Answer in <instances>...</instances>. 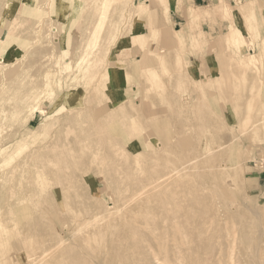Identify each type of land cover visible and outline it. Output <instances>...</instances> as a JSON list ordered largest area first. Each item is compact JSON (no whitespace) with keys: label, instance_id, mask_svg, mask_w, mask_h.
Masks as SVG:
<instances>
[{"label":"rangeland","instance_id":"rangeland-1","mask_svg":"<svg viewBox=\"0 0 264 264\" xmlns=\"http://www.w3.org/2000/svg\"><path fill=\"white\" fill-rule=\"evenodd\" d=\"M0 264H264V0H0Z\"/></svg>","mask_w":264,"mask_h":264},{"label":"crops","instance_id":"crops-1","mask_svg":"<svg viewBox=\"0 0 264 264\" xmlns=\"http://www.w3.org/2000/svg\"><path fill=\"white\" fill-rule=\"evenodd\" d=\"M195 3H197V1H202V3H205V1H211V2H217L218 0H194Z\"/></svg>","mask_w":264,"mask_h":264},{"label":"bare ground","instance_id":"bare-ground-1","mask_svg":"<svg viewBox=\"0 0 264 264\" xmlns=\"http://www.w3.org/2000/svg\"><path fill=\"white\" fill-rule=\"evenodd\" d=\"M196 16L198 17V14H197V13H194V12H192V17H193V18H195ZM144 191H145V190H144ZM126 202H127V201H126ZM116 249H117V248H116ZM45 255H46V254H45ZM43 259H44V258H43ZM79 263H80V262H79Z\"/></svg>","mask_w":264,"mask_h":264}]
</instances>
